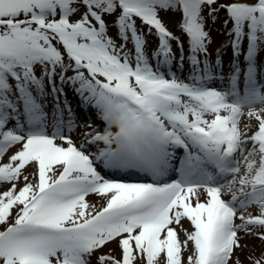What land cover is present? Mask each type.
Segmentation results:
<instances>
[{
  "label": "snow or ice",
  "instance_id": "1",
  "mask_svg": "<svg viewBox=\"0 0 264 264\" xmlns=\"http://www.w3.org/2000/svg\"><path fill=\"white\" fill-rule=\"evenodd\" d=\"M262 53L264 0H0V264H241L238 234L264 241ZM67 84L105 124L79 144Z\"/></svg>",
  "mask_w": 264,
  "mask_h": 264
},
{
  "label": "rangeland",
  "instance_id": "2",
  "mask_svg": "<svg viewBox=\"0 0 264 264\" xmlns=\"http://www.w3.org/2000/svg\"><path fill=\"white\" fill-rule=\"evenodd\" d=\"M162 20L165 23V25L168 27L170 31H172L176 35H181L179 29H178V24L180 21V17L178 14H162ZM139 24V21H138ZM209 28L211 29V36H212V41L213 43L211 44L209 51L213 53V57L215 56V52L217 48H223L224 42L226 40V36L223 34V27L220 23H217L216 25H209ZM109 35L112 36L114 39L116 37V28L110 24L109 26ZM120 41L117 40V43ZM158 44V41L155 36H151L148 38V44H147V54L149 55V59L155 63V58L152 57L151 53L156 49V45ZM129 48L132 47L131 43L128 45ZM174 50L176 48L173 47ZM263 54V53H262ZM261 54V55H262ZM231 56V48L230 46L227 49L223 50V57L222 59L224 60V68L227 70L228 68V61ZM187 67V68H186ZM165 74L167 75L169 72L175 73V75L181 79L184 80L189 76V68L186 65L185 67L177 70V71H172L171 69L169 70H164ZM72 73L70 72L69 75ZM217 86H219V82H216ZM65 88V95L61 97H65L64 99L68 100L69 102H72L75 104V109L72 111L74 113V120L76 121L77 124L81 125V127L76 128L73 133L72 137L74 141L79 144L82 141V133L85 131H90L91 129H88L85 127L87 124H91L93 129L97 130H103L105 127V124L100 120L99 115L97 111L94 108L84 106L81 104V98L73 91V88L70 87L68 84L64 86ZM257 107H260L259 105ZM65 119H67V113H65ZM248 123L247 117H243L241 119V129L243 130L244 124ZM253 124H255V121H252ZM250 134V133H249ZM102 146V145H101ZM88 152L90 153H95L97 151V147L92 145L88 146L86 145ZM15 151V148L11 149L8 153V155H11L12 152ZM178 156H182V150L177 152ZM7 160V157H5V162ZM28 172H31L32 169L29 168L27 170ZM118 176H123L125 174L120 173L117 174ZM135 175V176H134ZM176 174H174L175 176ZM178 178V177H177ZM147 178L143 176V174H132L131 176L128 177V182H146ZM22 186V184H21ZM6 190L5 189H0V191ZM230 194L225 195L224 199H230ZM88 201L90 203H103L102 201L99 200L98 197L95 195H91L88 198ZM249 212H251L253 215L258 214L257 209L253 206L248 209ZM245 215L248 213L245 212ZM240 215V213H238ZM184 226L189 227L188 222L184 221ZM237 223H240L239 220H237ZM256 232L264 231V229H256ZM238 236L240 237V244L241 247L238 249H235L234 251V257H238L241 264H252V260L256 258H261L264 257V247L261 244V240L258 238L257 235L253 234L250 236L244 235V233H239ZM181 239H183V233H181ZM108 248H115L114 244H111L108 246ZM108 248L105 249V251L108 250Z\"/></svg>",
  "mask_w": 264,
  "mask_h": 264
},
{
  "label": "trees",
  "instance_id": "3",
  "mask_svg": "<svg viewBox=\"0 0 264 264\" xmlns=\"http://www.w3.org/2000/svg\"><path fill=\"white\" fill-rule=\"evenodd\" d=\"M179 36V35H178ZM175 46V43H173V47ZM156 48H157V45H156ZM213 54V53H212ZM262 56H264V53L262 54ZM168 68H170V67H168ZM168 68H165L166 70H168ZM178 69H180V68H177L175 65L174 66H171V70L172 71H177ZM72 75V74H71ZM70 87H72L73 88V86L71 85V84H68ZM66 102H67V104L68 105H70L71 106V109L73 110V108L75 107V104L74 103H72V102H69L68 100H66ZM262 245H263V247H264V241L262 242Z\"/></svg>",
  "mask_w": 264,
  "mask_h": 264
}]
</instances>
